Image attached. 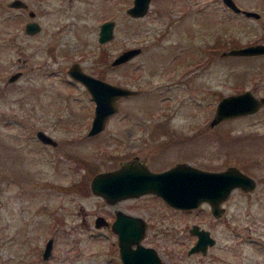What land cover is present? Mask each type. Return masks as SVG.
Instances as JSON below:
<instances>
[{"label":"rangeland","instance_id":"374dc122","mask_svg":"<svg viewBox=\"0 0 264 264\" xmlns=\"http://www.w3.org/2000/svg\"><path fill=\"white\" fill-rule=\"evenodd\" d=\"M9 1L0 0V264H121L115 232L94 225L117 208L147 219L143 240L162 264H264V105L209 123L222 94H264L263 53L221 54L264 42V0H235L258 10L256 18L222 0H150L139 17L126 12L132 0H25L28 9ZM30 9L41 24L33 34L24 30ZM108 18L116 21L114 36L98 42ZM134 45L141 52L110 62ZM72 62L138 89L117 99V111L93 136L86 131L94 100L68 74ZM40 129L56 143L39 140ZM136 156L153 170L178 161L208 170L236 164L257 184L234 187L220 218L205 203L178 212L153 193L112 204L90 190L95 172ZM193 222L216 237L204 253L188 254Z\"/></svg>","mask_w":264,"mask_h":264},{"label":"water","instance_id":"95a60500","mask_svg":"<svg viewBox=\"0 0 264 264\" xmlns=\"http://www.w3.org/2000/svg\"><path fill=\"white\" fill-rule=\"evenodd\" d=\"M229 9L242 14L257 17L260 15L258 10L250 8H241L235 0H222ZM150 0H132L127 9V14L139 17L149 10ZM7 4L10 6L27 7L29 3L25 0H11ZM30 16L35 13L32 9L28 10ZM115 20L108 18L102 20L98 29V42H108L114 36ZM41 24L36 19L25 21L24 29L30 34L40 29ZM141 52V48L136 45L129 48H123L120 53L115 54L110 62L112 64H121L127 61L132 55ZM264 54V42H249L245 45H237L229 47L221 51L222 55L231 54ZM67 72L75 80L86 85V89L94 100V107L90 125L86 131L87 136H93L106 127L107 120L117 111V99L123 96L135 94L138 89L130 88L125 84H117L116 82L107 81L103 77H97L95 74L88 73L77 62L70 63ZM21 70L8 76L9 80L16 79ZM212 112L209 123L216 125L222 119L236 117L241 114H250L260 109L264 105V94L255 95L251 88L240 89L236 92L231 91L228 94L221 95L218 98ZM36 137L46 143H56V139L49 136L44 130L36 132ZM136 156L119 161V165L115 169H107L105 171H97L91 177L89 182L90 190L94 194H99L104 200L115 203L119 199L129 196L138 197L141 194L154 193L164 198L168 205L176 208H185L189 210L193 207H199L202 202L206 201L210 205L212 214L221 216L224 205L223 199L230 195L234 187L244 190H251L257 184L254 177L248 175L237 167L236 164L225 166L221 170L205 169L197 167L195 164L178 161L174 165L165 169L153 171L142 159ZM96 225L104 224L107 221L98 214L95 218ZM145 219L141 215L131 212H124L123 209L117 208L115 212L114 222L111 228L117 233L119 241V256L121 264H161L162 260L158 251L154 246H147L141 242L144 234ZM191 232L197 234V239L193 242L188 253L199 250L204 253L208 249L207 245L214 242L215 237L209 234L206 227H199L197 223H192ZM52 238L46 240L43 250L44 258L48 256ZM135 243V246L132 245Z\"/></svg>","mask_w":264,"mask_h":264},{"label":"flooded vegetation","instance_id":"af4514ba","mask_svg":"<svg viewBox=\"0 0 264 264\" xmlns=\"http://www.w3.org/2000/svg\"><path fill=\"white\" fill-rule=\"evenodd\" d=\"M24 8H27L28 9V6L27 7H24ZM34 13H35V11H34ZM29 14V13H28ZM36 14V13H35ZM34 14V15H35ZM34 15L33 16H30L32 19H33V17H34ZM99 29V28H98ZM25 30V29H24ZM97 37H98V35H97ZM98 41V40H97ZM82 83V82H81ZM145 165L146 166H148L150 169H153V168H151L150 166H149V164L146 162V160H145ZM153 171H158V170H153ZM154 194V193H153ZM144 195H147V194H144ZM155 195V194H154ZM156 197H161V196H158V195H155ZM161 199L165 202V200H164V198L163 197H161ZM202 203H205L206 205H208L207 204V202L206 201H204V202H202ZM165 204L167 205V207H172L173 209H176V211H178V212H181V211H191L192 209H200V208H202V204H200L199 205V207L197 208V207H193V208H191V209H189V210H186L185 208H181V209H179V208H176V207H174V206H172V205H168L166 202H165ZM208 208H209V213L211 214V215H213V216H216V217H218V218H220V217H222L223 215V212H224V210H225V207H224V210H223V212H222V214H221V216H219V215H214V214H212V212H211V210H210V206H208ZM116 212H117V209H116ZM124 212H126L125 210H124ZM128 213V212H127ZM143 218L145 219V217L143 216ZM114 219H115V212H114V218L113 219H111L110 221H108V220H106V218H105V220L107 221L106 223H104V224H99V225H108L109 224V226H110V228H111V223L112 222H114ZM95 221V220H94ZM95 223H96V221H95ZM94 223V225H95V227H97V226H99V225H96ZM145 223H146V225L144 226V229H145V231H144V234H143V236L141 237V242H143L145 245H147V246H151L150 244H148V243H146V241H144L143 239L146 237V231H147V219H145ZM193 223H196V222H193ZM192 225V224H191ZM191 225L189 226V229H191ZM198 225V224H197ZM200 227V226H199ZM207 228V227H206ZM112 229V228H111ZM188 229V232L189 233H191V234H193L194 236H195V238L197 239L198 237H197V234L195 233V232H191L190 230ZM208 229V228H207ZM113 230V229H112ZM209 231V230H208ZM115 232V231H114ZM209 234H210V232H209ZM115 235H116V241L119 243V241H118V236H117V233L115 232ZM211 235V234H210ZM212 236V235H211ZM216 238V237H215ZM195 239V240H196ZM47 240V239H46ZM194 240V241H195ZM52 242H53V240L51 241V244H52ZM45 243H46V241H45ZM118 243H116L117 244V252L120 254V252H119V244ZM215 243V239H214V242L211 244V245H207V247L208 246H212L213 244ZM132 245L133 246H135V243H132ZM46 246V245H45ZM52 246H53V244H52ZM52 246H51V248H50V252L48 253V256H50L49 254L51 253V249H52ZM152 246H154V245H152ZM155 247V246H154ZM191 247V246H190ZM156 248V247H155ZM209 248V247H208ZM44 250V249H43ZM156 250H157V248H156ZM189 250H190V248H189ZM207 250V249H206ZM158 252V254H159V250H157ZM197 251H199V250H196V252ZM200 253H202V251H199ZM193 253V252H192ZM119 254H118V257H119V259L121 260V258H120V256H119ZM188 254H191V253H188ZM42 255H43V251H42ZM48 256H46V257H48ZM159 256L161 257V255L159 254ZM43 259H46V258H44V255H43V257H42ZM161 260H162V257H161ZM163 261V260H162ZM161 264H162V262H161Z\"/></svg>","mask_w":264,"mask_h":264},{"label":"trees","instance_id":"16d2710c","mask_svg":"<svg viewBox=\"0 0 264 264\" xmlns=\"http://www.w3.org/2000/svg\"><path fill=\"white\" fill-rule=\"evenodd\" d=\"M74 183H78V184L75 186ZM74 183H73L74 185L72 184L71 188H74V186H75L76 188H79V190L82 189V184H81L82 182L78 181V182H74ZM83 183H84V181H83ZM79 184H80V187H79Z\"/></svg>","mask_w":264,"mask_h":264}]
</instances>
